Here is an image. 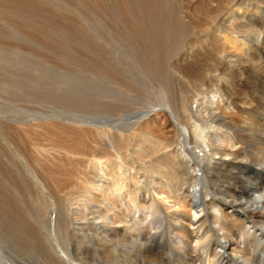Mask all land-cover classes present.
<instances>
[{
	"label": "bare ground",
	"instance_id": "1",
	"mask_svg": "<svg viewBox=\"0 0 264 264\" xmlns=\"http://www.w3.org/2000/svg\"><path fill=\"white\" fill-rule=\"evenodd\" d=\"M86 1L106 47L7 49V62L31 56L42 76L1 68L0 89L15 90L0 106V264H264V0ZM187 24L206 35L180 53ZM172 51L175 61L158 59ZM118 195L130 205L111 223L82 211L93 200L114 208ZM195 212L194 230H141L162 214L195 224L185 214ZM170 228L207 235V246L197 257L174 249Z\"/></svg>",
	"mask_w": 264,
	"mask_h": 264
},
{
	"label": "rangeland",
	"instance_id": "2",
	"mask_svg": "<svg viewBox=\"0 0 264 264\" xmlns=\"http://www.w3.org/2000/svg\"><path fill=\"white\" fill-rule=\"evenodd\" d=\"M0 1H1L0 2V9L3 10V11L0 10V59H1L0 74L3 73L1 68L3 66H5L4 64L7 62L6 60H8L9 58L12 57V54L7 50L10 47L33 48V49L35 48V49H37V48L43 47V46L60 47V46H65L68 44L67 46L72 45L70 47L75 48V47L81 46V42H80L81 38H84L87 41L89 46L101 45V46L106 47V45H107V44L103 43L101 40H97L96 36H95V32H93L94 29L92 28V23H93V25L95 24L93 16L97 15V13L95 12L96 14L92 15L90 13L91 11H89V9H85L83 11V9L80 6L81 0H75V1L74 0H67V1L66 0H18V1L17 0H10V1L9 0H0ZM25 1H27V2H25ZM68 1L69 2L71 1L70 2L71 4ZM74 2H75V4H74ZM92 2H93V0H91V1L87 0L86 1V4L88 5L89 8L92 7L91 6V5H93ZM51 3H52V5H51ZM10 4H11V6H9ZM196 6H198L200 11H202V8H203L202 4L197 3ZM64 8H65V10H64ZM16 11H17V13H16ZM29 12H31V13H29ZM81 14L82 15L86 14L85 17L87 18V21H89V23H91L90 27H86L84 29L82 28V27H84V25L82 23V19H81L82 15ZM98 14L102 15L103 19L101 18V20L109 19L110 22L113 21V17H112L113 13H110L107 10L104 11L103 13L99 12ZM122 14H125V12ZM177 15H178V13L175 11L174 12L168 11V12H166V15H164V17H167V18L170 17V18L175 19V18H177ZM125 19H127L126 15H125ZM118 23H120V21H118ZM33 25H35V26H33ZM94 26L96 27V25H94ZM185 26H186L185 28H187L186 29L187 31L185 30V32H186L185 34H186V36L188 35L187 36L188 41L186 43L187 45L184 44V42H183L185 40V36L183 37V39L180 37L179 41H177L175 44V45H177V47H180L178 52L182 50L180 53H182L183 49L185 50L188 46H193L190 44H193L197 39H199V38L203 39L206 35L204 33V31H202V30L194 33L191 29L192 27L189 24H187ZM82 29L85 32H83ZM98 29L99 30H97L96 34H98L100 36L102 35L103 37H105V39H107L108 35L106 34L107 31L104 30V26L102 29L100 27H98ZM122 32L124 33L125 31H122ZM188 32H190L191 34L189 33L190 34L189 35ZM81 33H82V35H81ZM171 40H172V38L166 39L165 36H164V38L162 37V41L163 42L165 41L167 45L169 44L168 46L172 45ZM181 41H182V43H181ZM108 45H113V43H110ZM182 45H184V47ZM123 46L129 47V46H133V45H130V44L127 45L126 43H123ZM202 49H203V47H202ZM173 53L174 52L172 51V55H171V53L162 54L158 57V59H164L167 61H172L174 59L173 61H175L176 56L174 57ZM197 54H198V52H197ZM35 57H39V56H35ZM199 57H201V58H199ZM40 58L44 62H47L50 59H52L56 63V66L59 67L60 70L71 71L72 75L74 74L73 77H75L76 72H74L73 68L69 69L68 67H65V65L63 63L57 61L56 56H54V55L52 56L49 53H44L43 57H40ZM27 60L31 61V62H27V63H23V64L17 63L15 61L7 62V64L11 62L12 65H14V66L10 67L9 71L5 72V74H7V76L9 78H19V77L25 76V77L31 79L34 76H38V77L42 76L41 72L34 70V68H33V65H35V63L32 62V60H34V59L31 56H28ZM206 60H207V57H205L204 55H197L196 58L194 57L193 61H195V63H198V64H202V63L207 64ZM39 65H41V64H39ZM40 67H43V69L46 68L44 65H41ZM66 74L67 73L65 72L64 75H66ZM61 75L62 74L58 73V76H61ZM14 90L15 89H13V88L11 90L2 89V88L0 89V106L3 104L4 98L9 97L13 93ZM29 91H27V93ZM72 91L74 93H76L77 95H78V93L80 95H82L84 92V91H81L79 89V87L72 89ZM87 92L89 94H93L92 89L91 90L88 89ZM22 106H27V105H22ZM35 106H36L35 109H38L40 107L38 104L36 105V104H32L30 102L28 104V107H26V108H32V107L34 108ZM62 107L66 108L65 106H62ZM69 131L68 132L71 135L76 134V132L71 128L69 129ZM210 139H211V141H215L218 146H219V144L221 147H225V145H226L225 143L221 142L220 138L218 139V138L212 137ZM223 159L228 160L225 157ZM93 193L94 194H100V192H98L95 189H93ZM120 196L118 195L115 197L119 201H117L118 203L116 202L114 204V208H112L113 207L112 202L114 200H110V202L107 204L93 200V201L89 202L87 204V208H84V210H82V211H84L86 213L91 212V213H94L95 215H99V213H97V212L101 211V213H102L101 217L103 216L105 218L107 216V219L105 220V222L111 223L116 212L117 213L119 212L118 207H116V205L119 206L120 208H123L126 210L128 209V207L130 205V203L127 200L122 198L123 196H121V197ZM145 200H146L147 207H149L148 204H151V202L149 201V197L145 196ZM254 201L257 202L258 198L255 197ZM249 207H250V205L246 204V208H249ZM254 207H256V204H254ZM145 208H146V206H145ZM86 209H87V211H85ZM73 211L76 212L77 210L73 207ZM147 212H151V211L148 208H146L142 211L141 214H143V213L148 214ZM185 214H187L191 218L193 223H195V224L190 225L188 220L187 221L186 220L185 221L184 220L178 221L176 219H168V216H166L165 214H162V215L158 216V218L154 219L151 223L146 221L143 224L141 230L143 231V233H145V236H148L149 234H154L155 232H159L160 230H162V228H163L162 224L165 223L166 221H167V223H171L174 226H178L180 224H183L187 228H190V230H194L201 223L202 219L204 218L203 217L204 215L201 214L199 216V215H197V212L185 213ZM149 219H151V217ZM115 226L119 227V228L121 227L117 224ZM205 228H206V225L201 226L202 230H204ZM166 236L169 239V243H170V246L172 248L177 249V248H179V246L182 245L184 250L189 251L193 257H197L200 253H202L204 251L205 247L207 246V235L205 237L198 238L197 235L193 232L178 233L176 230L170 228L166 232Z\"/></svg>",
	"mask_w": 264,
	"mask_h": 264
}]
</instances>
